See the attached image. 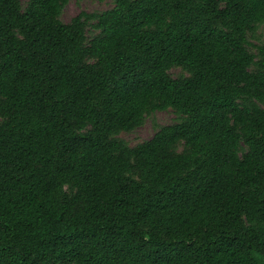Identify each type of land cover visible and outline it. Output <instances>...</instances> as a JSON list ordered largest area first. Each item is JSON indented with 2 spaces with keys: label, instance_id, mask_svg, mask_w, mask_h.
<instances>
[{
  "label": "trees",
  "instance_id": "16d2710c",
  "mask_svg": "<svg viewBox=\"0 0 264 264\" xmlns=\"http://www.w3.org/2000/svg\"><path fill=\"white\" fill-rule=\"evenodd\" d=\"M66 1L0 0V264H264V0Z\"/></svg>",
  "mask_w": 264,
  "mask_h": 264
},
{
  "label": "rangeland",
  "instance_id": "374dc122",
  "mask_svg": "<svg viewBox=\"0 0 264 264\" xmlns=\"http://www.w3.org/2000/svg\"><path fill=\"white\" fill-rule=\"evenodd\" d=\"M25 6L27 0H20ZM114 5V0H67L63 7L60 19L63 22H69L72 17L81 11L88 13L101 12L110 9ZM97 31L88 25L87 35L89 38ZM250 49L257 52L256 45H259L264 39V23L258 25L250 34ZM170 74L178 76L180 74L187 75V72L175 67L170 70ZM177 115L171 110H157L144 117L143 123L132 131H122L117 137L125 141L129 146H134L137 143L149 140L153 134L163 125L172 124L177 121Z\"/></svg>",
  "mask_w": 264,
  "mask_h": 264
}]
</instances>
